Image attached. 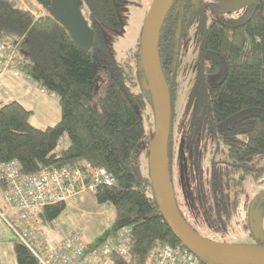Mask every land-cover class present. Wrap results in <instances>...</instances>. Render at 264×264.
<instances>
[{"label":"trees","instance_id":"trees-1","mask_svg":"<svg viewBox=\"0 0 264 264\" xmlns=\"http://www.w3.org/2000/svg\"><path fill=\"white\" fill-rule=\"evenodd\" d=\"M194 1L174 0L159 32V59L171 99L170 176L172 185L176 172L179 179L185 177L184 185L188 180L185 188L191 190L192 206L200 209L209 228L223 233L238 212L247 177H264V0H246L250 4L246 18L214 19L208 24L202 88L195 93L197 105L180 126L178 156L174 131L178 38ZM82 2V14L94 32L90 51L82 50L51 14L37 18L20 0H0V43H7L11 52L9 68L0 76L9 70L17 77L23 73L41 92L57 97L62 110L61 121L43 130L30 123L33 111L22 103L0 102V162L18 161L25 176L47 167L79 170L87 187L95 183L93 170L104 169L113 183H101L95 193H87L114 209V224L96 242L86 244L72 233L54 243L41 237L39 229L54 230L70 201L49 204L34 211L39 224L36 236L28 239L32 250L17 234L30 228L18 225L11 214L10 225L5 223L15 233L17 264H42L35 253L45 254L44 246L53 249L73 237L80 239L85 251L71 264H155L164 246L184 245L168 222L151 177L155 107L142 62V33L138 50L121 63L115 61L102 32L118 27L114 0ZM200 4L207 18L214 3ZM102 72L108 79L105 90L100 86ZM128 89H141L147 97L148 128ZM210 139L222 145L224 157L213 160L204 178L200 154L202 148L209 149ZM118 242L129 248L127 256L111 252L93 259L92 253L104 243ZM259 246L264 243L250 247Z\"/></svg>","mask_w":264,"mask_h":264},{"label":"rangeland","instance_id":"rangeland-1","mask_svg":"<svg viewBox=\"0 0 264 264\" xmlns=\"http://www.w3.org/2000/svg\"><path fill=\"white\" fill-rule=\"evenodd\" d=\"M21 3L34 14L41 15L46 6L41 0H20ZM202 0H195L194 6L188 13L178 43V67L176 73L177 91L175 101V138L176 154L179 156L181 137L180 126L190 116V109L197 105L195 98L201 59L204 51V28L202 23ZM208 1V0H205ZM214 7L207 11L208 24L214 19L236 20L246 18L250 14V4L246 0H209ZM154 0H114L116 13L118 15L117 28H103L104 41L113 59L119 63L131 53L138 50L140 36L145 24L147 15ZM207 5V3H206ZM100 86L105 90L107 86V75L102 72L100 75ZM144 121L146 122L147 97L141 89H128L127 91ZM17 100L24 103L28 110L33 111L30 123L39 129L53 127L61 121L62 110L59 99L53 95H43L41 90L32 84L22 73L20 77L14 75L13 70L7 71L0 76V101L12 102ZM20 102V103H21ZM147 113H151L148 109ZM151 120L153 116L150 117ZM148 122L145 123L148 128ZM222 145L214 139H210L209 149L202 148L200 154L201 173L204 178L209 176L214 159L223 158ZM139 157V156H138ZM264 168V161L262 163ZM175 173L173 183L175 196L180 212L187 223L202 237L218 243L234 246H254L264 243V177L254 180L247 177L245 181V193L240 196L238 212L228 226V231L216 233L204 222L200 209L191 204V190L187 191L189 185L185 177L180 179ZM187 179V178H186ZM1 193V192H0ZM0 203L1 194H0ZM186 203V204H185ZM115 220V211L110 205H100L94 195L84 193L78 199L70 201L64 214L57 220L55 229L43 226L41 237L47 238L54 243L61 237L78 233L83 242L88 244L100 239L106 230L112 228ZM15 233L3 222L0 221V264H14L17 261L14 242ZM262 247V246H259ZM7 253L3 256V252ZM207 264H252L244 261L225 260L222 263Z\"/></svg>","mask_w":264,"mask_h":264},{"label":"water","instance_id":"water-1","mask_svg":"<svg viewBox=\"0 0 264 264\" xmlns=\"http://www.w3.org/2000/svg\"><path fill=\"white\" fill-rule=\"evenodd\" d=\"M53 18L69 31L75 43L84 51L94 44V32L82 14V0H41ZM174 0H154L142 31V62L147 72L154 97L155 131L150 147L151 177L165 215L179 241L206 263H222L225 260L264 264V247L234 246L206 239L196 233L183 218L177 204L170 176L168 143L171 125V99L168 85L162 73L159 59V32L164 16ZM203 10V9H202ZM204 38L207 18L202 11ZM205 50V48H204ZM205 53L202 59H204ZM202 81V73L199 84Z\"/></svg>","mask_w":264,"mask_h":264},{"label":"built area","instance_id":"built-area-1","mask_svg":"<svg viewBox=\"0 0 264 264\" xmlns=\"http://www.w3.org/2000/svg\"><path fill=\"white\" fill-rule=\"evenodd\" d=\"M10 56L8 44L0 43V75L8 70ZM41 93L48 95L46 91ZM93 174L96 177L95 183L87 187L79 170L47 167L36 175L25 176L18 161L0 162V185H4L2 191L4 206L0 207V220L10 225L7 219L11 214L18 225H27L30 228L28 232L17 234L19 239L33 250L28 239L36 236L35 231L39 224L34 217V211L49 204L76 200L86 192L95 193L99 184L110 185L114 181L104 169H95ZM44 249L45 254L35 253L42 264H71L74 256L81 257L85 251L78 237L62 242L56 248L49 249L44 246ZM128 249L124 243H104L92 253V257L97 260L111 252L124 257L128 255ZM155 264H202V262L185 246L166 245L160 250Z\"/></svg>","mask_w":264,"mask_h":264},{"label":"flooded vegetation","instance_id":"flooded-vegetation-1","mask_svg":"<svg viewBox=\"0 0 264 264\" xmlns=\"http://www.w3.org/2000/svg\"><path fill=\"white\" fill-rule=\"evenodd\" d=\"M204 10V9H203ZM207 28H208V21H207ZM206 33H207V30H206ZM204 48H205V39H204ZM203 54H204V51H203ZM203 57V55H202ZM207 60V57H206V54L204 56V59H201V69H200V73H199V77H200V74L202 73V67H203V73H204V65H205V61ZM202 81H203V74H202ZM202 81L201 83L199 84V80H198V85H197V91H196V94L200 91V89L202 88ZM218 242V241H216Z\"/></svg>","mask_w":264,"mask_h":264},{"label":"crops","instance_id":"crops-1","mask_svg":"<svg viewBox=\"0 0 264 264\" xmlns=\"http://www.w3.org/2000/svg\"><path fill=\"white\" fill-rule=\"evenodd\" d=\"M46 10H47V8H46ZM33 13V12H32ZM34 14V13H33ZM48 14H50V12H49V10H48V12H44L43 14H41V15H36V14H34L37 18H39V17H42V16H45V15H48ZM9 101H17V100H9ZM0 102H2V101H0ZM19 102V101H18ZM21 102V101H20ZM3 103H8V102H6V101H4ZM23 105H24V103L23 102H21ZM25 106V105H24ZM1 192V191H0ZM0 194H2V193H0ZM1 202L2 203H0V206L1 207H3L4 205H3V200H2V195H1ZM0 221H2V220H0ZM4 222V221H3ZM5 223V222H4ZM6 224V223H5ZM7 225V224H6ZM8 226V225H7ZM9 227V226H8ZM46 229V228H45ZM7 253V249H5V251L3 252V254H1V256H3V255H5ZM14 264H17V261H16V259H15V263Z\"/></svg>","mask_w":264,"mask_h":264}]
</instances>
